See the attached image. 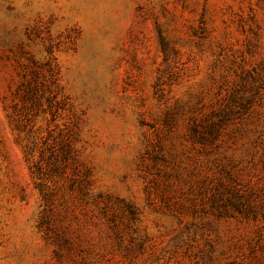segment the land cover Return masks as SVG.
I'll use <instances>...</instances> for the list:
<instances>
[{
  "label": "rangeland",
  "instance_id": "rangeland-1",
  "mask_svg": "<svg viewBox=\"0 0 264 264\" xmlns=\"http://www.w3.org/2000/svg\"><path fill=\"white\" fill-rule=\"evenodd\" d=\"M0 264H264V0H0Z\"/></svg>",
  "mask_w": 264,
  "mask_h": 264
}]
</instances>
